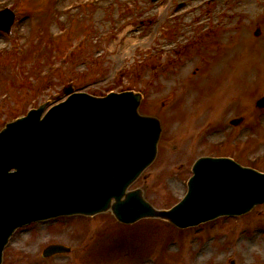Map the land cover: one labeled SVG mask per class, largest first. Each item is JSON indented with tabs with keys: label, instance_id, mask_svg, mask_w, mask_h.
<instances>
[{
	"label": "rangeland",
	"instance_id": "rangeland-1",
	"mask_svg": "<svg viewBox=\"0 0 264 264\" xmlns=\"http://www.w3.org/2000/svg\"><path fill=\"white\" fill-rule=\"evenodd\" d=\"M141 5L168 6L171 16L188 0H108L105 6L91 0H3L0 10L9 8L15 21L8 34L0 31V130L30 109L63 99L69 85L97 97L132 91L142 94L140 113L158 118L162 127L154 162L130 187L142 189L156 209L181 200L200 157H229L264 172V110L255 105L264 95V79L227 94L224 104H203L207 93L185 90L199 83L195 78L206 70L208 58L230 41L219 26L225 14H204L218 5L226 12L231 0H204L195 10L196 21L185 14L159 22L158 13L140 21ZM262 12L247 24L252 44L264 41ZM130 17L133 24L117 27ZM133 27L135 34L121 40ZM160 42L167 49H158ZM176 69L184 70L181 80L175 79ZM240 117V125H229ZM256 230L258 244L264 242V204L238 218L223 217L190 230L158 219L122 225L110 213L65 217L19 228L4 249L2 264H187L196 247L205 248L200 264H264L259 255H243L245 245L238 244ZM51 244L65 245L70 253L44 259L42 250Z\"/></svg>",
	"mask_w": 264,
	"mask_h": 264
},
{
	"label": "water",
	"instance_id": "water-1",
	"mask_svg": "<svg viewBox=\"0 0 264 264\" xmlns=\"http://www.w3.org/2000/svg\"><path fill=\"white\" fill-rule=\"evenodd\" d=\"M13 22L9 9L0 11V30L8 33ZM64 93L71 95L44 116L49 103L0 132V264L15 229L37 220L110 210L126 224L151 217L186 228L264 203V174L205 157L194 164L184 199L168 211L154 209L141 190L128 191L155 159L161 133L156 118L138 112L141 95ZM256 105L264 108V97ZM67 252L50 245L43 257Z\"/></svg>",
	"mask_w": 264,
	"mask_h": 264
},
{
	"label": "bare ground",
	"instance_id": "bare-ground-1",
	"mask_svg": "<svg viewBox=\"0 0 264 264\" xmlns=\"http://www.w3.org/2000/svg\"><path fill=\"white\" fill-rule=\"evenodd\" d=\"M3 0H0V3ZM70 0H61L62 3L69 2ZM96 6H105L108 0H91ZM125 1L134 0H119L121 4ZM204 0H188V5L182 11L168 15V6H163L162 8L155 9L152 7L147 8L141 5L137 12L140 15L139 20L143 21L145 19H151L155 13H158L159 22L165 19H173L174 17L188 14L192 20L196 21L197 14L195 10L202 6ZM207 1V0H206ZM264 5L257 0H231V5L227 8L226 12H222L220 5H218L215 10L210 13L204 14V16L219 15L221 13L225 14V19L221 22L227 31L225 37L229 38L230 41L224 45L223 50L214 51L212 58H208V66L205 71L200 72L196 76L195 80H199V83H195L193 87L191 85L185 86V90L191 91L193 88L197 89V92H204L208 94L206 101H210L212 104L217 102H222L227 94L239 93L244 90V84H251L253 80L257 77L264 79V41L259 44H252L248 37L247 24L254 21L260 16H262V9ZM199 10V9H198ZM242 20L241 23L236 24L238 20ZM126 22H131L133 24V19L130 17L128 20H122L117 27H122ZM201 24L203 21L199 19ZM202 25V24H201ZM136 28H130L125 30L120 36L123 40L127 36H133ZM182 37H186L188 34L186 30L181 31ZM128 34V35H127ZM19 35L23 36L24 31L20 30ZM151 36V35H149ZM130 40H125L130 42ZM158 49H167L163 43L160 42ZM169 49V47H168ZM175 79L181 80L184 76V70L176 69L174 71ZM194 89V90H195ZM196 91V90H195ZM220 103L219 106H222ZM260 233L257 231L251 237L246 239L240 238L238 244L243 243L245 247H240V251L243 255H259L264 259V242L259 243ZM197 248V247H196ZM193 249V254L187 259V264H200L204 261L203 252L204 247L199 249ZM245 264H252V262L246 261Z\"/></svg>",
	"mask_w": 264,
	"mask_h": 264
}]
</instances>
